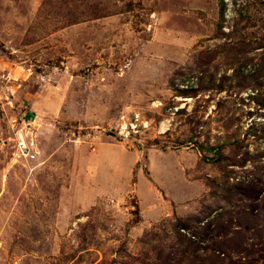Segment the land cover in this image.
Here are the masks:
<instances>
[{"label": "rangeland", "instance_id": "1", "mask_svg": "<svg viewBox=\"0 0 264 264\" xmlns=\"http://www.w3.org/2000/svg\"><path fill=\"white\" fill-rule=\"evenodd\" d=\"M0 264H264V0H0Z\"/></svg>", "mask_w": 264, "mask_h": 264}, {"label": "built area", "instance_id": "2", "mask_svg": "<svg viewBox=\"0 0 264 264\" xmlns=\"http://www.w3.org/2000/svg\"><path fill=\"white\" fill-rule=\"evenodd\" d=\"M125 118H126V116H121V120L123 122V124L121 126L122 130H124V131L133 130V128L136 127V125L130 121L128 123H126L127 121H125ZM15 144H16L17 155H19L20 157H23V158L34 159V157H35L34 153H32L30 146L25 143V141L23 140L21 135H17V139H16Z\"/></svg>", "mask_w": 264, "mask_h": 264}, {"label": "bare ground", "instance_id": "3", "mask_svg": "<svg viewBox=\"0 0 264 264\" xmlns=\"http://www.w3.org/2000/svg\"><path fill=\"white\" fill-rule=\"evenodd\" d=\"M38 153H39V151H38Z\"/></svg>", "mask_w": 264, "mask_h": 264}]
</instances>
